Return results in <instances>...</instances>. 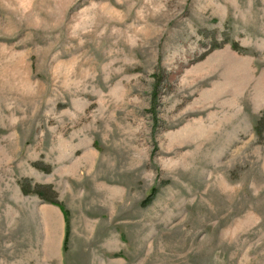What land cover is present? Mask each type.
I'll list each match as a JSON object with an SVG mask.
<instances>
[{"label":"rangeland","instance_id":"obj_1","mask_svg":"<svg viewBox=\"0 0 264 264\" xmlns=\"http://www.w3.org/2000/svg\"><path fill=\"white\" fill-rule=\"evenodd\" d=\"M0 264H264V0H0Z\"/></svg>","mask_w":264,"mask_h":264},{"label":"trees","instance_id":"obj_2","mask_svg":"<svg viewBox=\"0 0 264 264\" xmlns=\"http://www.w3.org/2000/svg\"><path fill=\"white\" fill-rule=\"evenodd\" d=\"M42 199H47L46 196L44 195V193L42 191L40 192H36ZM51 203L58 205L55 201H51Z\"/></svg>","mask_w":264,"mask_h":264}]
</instances>
